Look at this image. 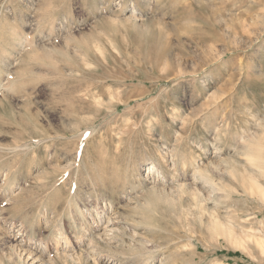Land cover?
<instances>
[{"label": "rangeland", "instance_id": "374dc122", "mask_svg": "<svg viewBox=\"0 0 264 264\" xmlns=\"http://www.w3.org/2000/svg\"><path fill=\"white\" fill-rule=\"evenodd\" d=\"M0 264H264V0H0Z\"/></svg>", "mask_w": 264, "mask_h": 264}, {"label": "bare ground", "instance_id": "6f19581e", "mask_svg": "<svg viewBox=\"0 0 264 264\" xmlns=\"http://www.w3.org/2000/svg\"><path fill=\"white\" fill-rule=\"evenodd\" d=\"M17 234H18V232H17ZM19 241H20V239H19Z\"/></svg>", "mask_w": 264, "mask_h": 264}]
</instances>
